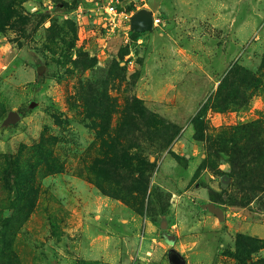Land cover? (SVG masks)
<instances>
[{
    "label": "rangeland",
    "instance_id": "obj_1",
    "mask_svg": "<svg viewBox=\"0 0 264 264\" xmlns=\"http://www.w3.org/2000/svg\"><path fill=\"white\" fill-rule=\"evenodd\" d=\"M141 9L151 31L126 19ZM134 104L178 135L128 136ZM254 121L264 0H0V264H236L237 233L264 239V149L234 153L264 143ZM136 142L144 176L94 170Z\"/></svg>",
    "mask_w": 264,
    "mask_h": 264
},
{
    "label": "trees",
    "instance_id": "obj_2",
    "mask_svg": "<svg viewBox=\"0 0 264 264\" xmlns=\"http://www.w3.org/2000/svg\"><path fill=\"white\" fill-rule=\"evenodd\" d=\"M247 73V72H246ZM257 76L249 73L248 76L245 75V79L243 81V84L246 85L247 89L253 88L255 85L259 84L257 81H255ZM259 77V76H258ZM256 88V87H255ZM224 90V88L222 87V84L219 88L217 97H219L222 94V91ZM244 94V93H243ZM234 98V96H233ZM228 99V103H231L233 101V99L231 98H227ZM135 104H137L139 106V100L135 99ZM141 103V101H140ZM134 107L133 109L130 108L128 112V114H133V113H137L138 117H133V121L131 125H128L127 122L125 121V124L123 125L124 129H128L127 135L129 136L130 133L132 132V130H136L138 129L139 132H141V134L145 137H147L149 139V137H152L153 135H151L152 133L154 134V137L152 138H157L158 140L160 139H165L167 140H172L174 137H176L178 135V128L176 127V125L170 124V128L164 131H158L160 129H162L164 126V122L163 120L156 114H153L150 112V114H148L149 112L147 110H145L144 107ZM228 107V106H227ZM227 107L225 108H218V110H225ZM136 121H140L141 120V125H137ZM195 124H196V130L197 133H199L200 137L205 139V135H204V130L206 131V123L204 120L201 119V116L198 115L195 118ZM135 126V128H133ZM145 127V130H144ZM245 127L253 129L256 134H258L259 136L264 137V125L262 123V121H254V122H250L247 125H245ZM208 128V127H207ZM240 129V128H239ZM239 129L236 130V127H233L231 130L230 129H226L224 130L223 133H225V135L221 136L222 139H226V135H233L234 132L238 131ZM119 133V131H118ZM206 133V132H205ZM222 134V133H221ZM151 138V139H152ZM232 142V140H231ZM113 144H117L116 142ZM141 145L136 142L134 144H129L127 147L120 149L119 147H117L116 150H118L116 153L110 154L109 152L106 153L107 158H105L103 160V162L99 165L98 168H95L94 170H101L102 171H106L107 169L112 170L114 172H119L120 170H127L130 173H133L134 175H138V176H144V171H143V165L142 164H146L148 163L146 160L145 155L143 156L142 154H140L139 152H135L133 153L131 150L139 148ZM113 147V145H112ZM111 147V148H112ZM115 147V146H114ZM116 148V147H115ZM256 149H264V143L261 145V143L258 142H251V145H245L243 147H238L236 146V148L234 149V153H238V154H242L243 152H247L248 150H256ZM263 153V151H260L258 154L259 156H261V154ZM50 154V151H49ZM237 154V155H238ZM212 155L217 157V154H211L207 157L206 161H209V166H211L213 169H215V163L212 159ZM48 156H46L47 158ZM205 161V163H206ZM206 167V166H205ZM204 167V168H205ZM217 167V166H216ZM220 175V187L224 192H227L230 185H231V181H232V177L231 175L226 172V171H221L219 173ZM137 188V189H136ZM136 191H145L146 187L143 189L141 187H136ZM103 192L107 193V190L104 188H101ZM110 194V193H109ZM117 198H122V199H126L125 197H122L118 194L113 195ZM235 242H236V250L234 252L231 251H224L223 255L226 257H232L235 261L236 264H264V256L261 257H255V254L257 252H259L260 250L264 249V239H258V238H251V237H247L242 233H237L235 236Z\"/></svg>",
    "mask_w": 264,
    "mask_h": 264
},
{
    "label": "water",
    "instance_id": "obj_3",
    "mask_svg": "<svg viewBox=\"0 0 264 264\" xmlns=\"http://www.w3.org/2000/svg\"><path fill=\"white\" fill-rule=\"evenodd\" d=\"M131 27L137 32H148L154 27V15L147 9H141L137 11L131 17ZM20 118V115L14 111L10 112L8 121L15 122ZM209 209L218 215L220 220L224 219L223 210L217 207L215 204H210Z\"/></svg>",
    "mask_w": 264,
    "mask_h": 264
},
{
    "label": "built area",
    "instance_id": "obj_4",
    "mask_svg": "<svg viewBox=\"0 0 264 264\" xmlns=\"http://www.w3.org/2000/svg\"><path fill=\"white\" fill-rule=\"evenodd\" d=\"M106 11L108 12V14L110 15V16H118V14H119V12H118V9L116 8V7H114V6H107L106 7ZM131 16H132V13L130 14V15H126V19H130L131 20Z\"/></svg>",
    "mask_w": 264,
    "mask_h": 264
}]
</instances>
